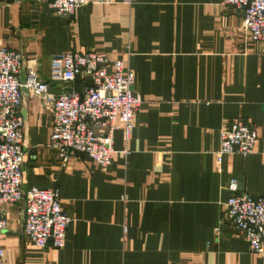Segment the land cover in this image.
<instances>
[{"label": "crops", "instance_id": "crops-1", "mask_svg": "<svg viewBox=\"0 0 264 264\" xmlns=\"http://www.w3.org/2000/svg\"><path fill=\"white\" fill-rule=\"evenodd\" d=\"M114 1L64 18L50 0H0V47L21 51L41 79L55 54L104 53L128 60L143 100L130 142L118 132L102 170L76 152L61 158L51 104L24 92L23 190L58 188L73 221L64 249H39L24 235V203L2 205L6 264H264L223 206L232 179L264 196V46L246 47L245 15L223 0ZM237 118L257 130V146L219 171L221 131Z\"/></svg>", "mask_w": 264, "mask_h": 264}, {"label": "built area", "instance_id": "built-area-1", "mask_svg": "<svg viewBox=\"0 0 264 264\" xmlns=\"http://www.w3.org/2000/svg\"><path fill=\"white\" fill-rule=\"evenodd\" d=\"M61 17L72 18L92 3L113 5L114 0H50ZM136 0H123L133 6ZM245 15L243 33L246 47L264 46V0H223ZM50 83L63 84L60 94H52ZM135 74L128 60L111 59L98 52H66L50 59L49 80L26 65L19 50L0 47V207L24 203V235L39 249L66 246L67 231L73 219L63 209L58 188L31 187L23 190L26 119L19 112L25 93L49 102L52 107L50 147L67 159L71 152L89 157L107 170L114 162L115 139L122 133L127 145L134 131L135 114L142 98L134 92ZM259 139L255 128L235 119L220 134L216 165L224 159L255 151ZM123 153L129 155L125 148ZM231 197L223 204L228 222L249 243L252 254L264 258V196L240 191L237 179L226 187ZM7 222L0 219V234ZM0 264L5 250L0 246ZM195 264V263H193Z\"/></svg>", "mask_w": 264, "mask_h": 264}]
</instances>
